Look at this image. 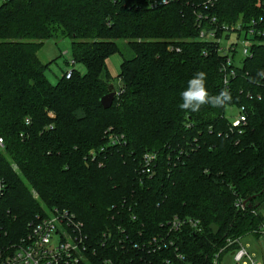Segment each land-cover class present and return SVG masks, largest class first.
Masks as SVG:
<instances>
[{"label":"trees","instance_id":"16d2710c","mask_svg":"<svg viewBox=\"0 0 264 264\" xmlns=\"http://www.w3.org/2000/svg\"><path fill=\"white\" fill-rule=\"evenodd\" d=\"M158 2L17 0L0 8L2 242L19 240L38 217L68 213L98 260L136 261L141 252L132 243L166 232L162 225L178 216L203 228L175 235L185 260L175 251L145 258L211 264L228 240L260 234L264 79L257 73L264 70V35L235 64L231 103L198 113L179 105L197 71L207 74L210 94L225 88L226 58L218 44L200 39L201 26L247 28L255 20L264 29V0H218L212 9L206 0ZM200 14L208 18L201 26ZM62 38L71 39L72 65L86 72L72 69L70 79L65 72L53 84L39 52ZM116 54L118 87L107 65ZM112 88L118 94L106 110L101 101ZM231 107L248 109L246 125L233 128ZM146 154L157 156L154 175L144 171ZM211 225L220 228L217 236Z\"/></svg>","mask_w":264,"mask_h":264},{"label":"built area","instance_id":"2783aa9c","mask_svg":"<svg viewBox=\"0 0 264 264\" xmlns=\"http://www.w3.org/2000/svg\"><path fill=\"white\" fill-rule=\"evenodd\" d=\"M17 0H0V8L4 5ZM174 0H159L158 5H166ZM218 0H206V9H212ZM157 5V4H156ZM208 19L202 14L198 15L199 25H202L204 20ZM216 19H213L214 22ZM262 19L260 22H263ZM249 25V24H248ZM257 21H253L247 28L242 23L233 26L223 25L221 27H213L206 29L201 26L200 39L205 42H212L219 45L218 51L226 58V62L221 68L223 76V84L228 87L231 80L237 77L238 71L235 64H240L236 61L237 45H226L225 41L231 38L232 34H236L238 39L244 36L245 45L242 51L244 58L251 56V49L256 36L264 35V29H258ZM228 37V38H227ZM73 64V62L71 63ZM72 70L66 72V78L70 79ZM263 100V96L258 97ZM239 114L231 119L233 128H239L248 123V109L246 107L237 108ZM119 142L118 139L113 141V144ZM4 141L0 138V148L3 147ZM157 162L155 154H146L144 157V171L148 175H154V167ZM6 185L3 179L0 178V199L4 196ZM237 206L244 208L242 201H238ZM74 221L68 213L52 215L50 217H38L36 222L29 225V230L16 242H2L3 231L0 229V264H172L171 260L164 258L161 262L153 259H146L143 255L145 252L151 254H161L165 251H175L178 261H184L185 257L180 254V247L174 238L175 235L181 234L184 230H192L195 233L203 232L202 224L199 220L192 218L174 217L163 224L166 232L158 233L157 235L145 238L141 242H133V247L141 256H138L136 261L115 260L111 258L98 260L96 253L92 252L90 245L87 243V237L83 232V226L78 224L74 226L71 222ZM124 235L125 229L120 228ZM264 232V226L260 229V233ZM127 236V235H126ZM128 239V238H127ZM126 239V240H127ZM121 240L123 244L127 242ZM242 239L228 240L225 248L221 249L213 258L211 264H222V254L233 245L239 247L236 250L235 261L243 264H260L249 250L240 245Z\"/></svg>","mask_w":264,"mask_h":264},{"label":"rangeland","instance_id":"374dc122","mask_svg":"<svg viewBox=\"0 0 264 264\" xmlns=\"http://www.w3.org/2000/svg\"><path fill=\"white\" fill-rule=\"evenodd\" d=\"M226 45H237L236 61L240 62L244 59L242 54L245 39L244 36L238 39L236 34H232L231 38L225 41ZM39 58L44 64H48L49 68L46 71V75L51 83L56 84L58 80L64 75L65 72L72 69L85 73L86 69L82 65H72V52H71V39L62 38L57 40L46 41L43 48L39 52ZM122 57L116 54L108 59V69L113 77V85L119 86L118 76L121 71ZM239 114V109L231 107L228 109L227 117L231 120ZM2 148V147H1ZM14 169L18 171V168L14 166ZM34 197L38 198V195L34 190ZM43 210H46V206H43ZM242 246L247 247L249 252L260 263L264 264V232L260 234H249L242 238ZM236 249H227L221 256L222 264H238L235 261ZM243 264V263H239Z\"/></svg>","mask_w":264,"mask_h":264},{"label":"clouds","instance_id":"9594fccd","mask_svg":"<svg viewBox=\"0 0 264 264\" xmlns=\"http://www.w3.org/2000/svg\"><path fill=\"white\" fill-rule=\"evenodd\" d=\"M257 76L264 79V70L259 71ZM207 74L197 71L187 82V87L181 92L179 107L183 111L198 113L205 105L213 108H223L231 103L233 97L230 90L225 87L218 94H210L206 86ZM253 82H256L253 80Z\"/></svg>","mask_w":264,"mask_h":264},{"label":"water","instance_id":"95a60500","mask_svg":"<svg viewBox=\"0 0 264 264\" xmlns=\"http://www.w3.org/2000/svg\"><path fill=\"white\" fill-rule=\"evenodd\" d=\"M117 92L114 90V88L111 89L110 94L106 95L105 97L102 98V105L103 107L108 110L112 107L113 102L117 96ZM210 230L213 232L215 236H217L220 232V228L217 225H211Z\"/></svg>","mask_w":264,"mask_h":264},{"label":"crops","instance_id":"0c3cea01","mask_svg":"<svg viewBox=\"0 0 264 264\" xmlns=\"http://www.w3.org/2000/svg\"><path fill=\"white\" fill-rule=\"evenodd\" d=\"M240 245L242 246V240H241V242H240ZM247 248V247H246ZM248 249V248H247ZM249 250V249H248ZM253 256H254V254H253Z\"/></svg>","mask_w":264,"mask_h":264}]
</instances>
